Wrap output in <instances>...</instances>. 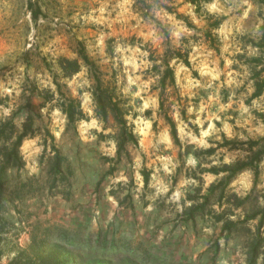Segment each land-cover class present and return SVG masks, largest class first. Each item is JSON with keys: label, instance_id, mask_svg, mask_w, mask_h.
Segmentation results:
<instances>
[{"label": "rangeland", "instance_id": "1", "mask_svg": "<svg viewBox=\"0 0 264 264\" xmlns=\"http://www.w3.org/2000/svg\"><path fill=\"white\" fill-rule=\"evenodd\" d=\"M82 47L116 87L137 146L118 151L85 67L63 77L59 60ZM164 58L175 86L161 84ZM54 76L82 104L75 128L48 100ZM263 81L264 0H0V118L18 113L19 132L30 118L33 132L24 168L5 176L0 264H247L259 221L242 222L264 208V157L257 185L253 170L230 178L225 167L264 150ZM220 183L222 204L220 187L194 211ZM226 220L240 225L223 232Z\"/></svg>", "mask_w": 264, "mask_h": 264}, {"label": "trees", "instance_id": "2", "mask_svg": "<svg viewBox=\"0 0 264 264\" xmlns=\"http://www.w3.org/2000/svg\"><path fill=\"white\" fill-rule=\"evenodd\" d=\"M32 8V5H30ZM38 12L32 11V15L34 20L38 19ZM78 59L69 60L67 58H61L59 60V67L61 69V73L64 78L69 79L73 76L79 74L82 71V68L85 67L87 69L88 77L91 81V89L90 93L92 95L94 105H95V113L101 122H103L106 127H110L114 130L113 139L116 141L118 145V151L121 150V147L126 144H130L134 142V145H138L135 133L134 126L130 124V122L126 119L128 113L123 110V103L121 101L120 95L117 93V89L115 86H111L109 83H105L106 74L102 70V68L87 54L86 49L82 47L78 52ZM170 60L168 58H164L162 60V66H166L164 74L162 76L161 84L165 87L166 80L169 79L170 84L175 86V77L173 69L169 64ZM185 64L187 66L190 65L188 59H186ZM156 68H160V66H156ZM54 85L56 87V92L58 97L56 98L55 93H51L49 97V102L56 101L59 110L66 116L69 127H74L75 125L85 120L86 115L83 111L82 104L78 99L73 98L69 91L63 92V89H67L66 85H61L58 82V77L54 76ZM264 89V81L263 85L258 87V91L255 96H258L262 93ZM2 105V101H0V106ZM163 107V103L161 104ZM18 113H14L12 117L0 118V210H2L3 202H4V187L6 185L5 176L7 170L9 169H17L21 170L24 168L25 164L23 162L21 156V146L24 140L30 135L33 136L31 119H28V123L24 124L21 132L17 130V126L15 124V118ZM113 117L115 123L110 126V117ZM171 123V134L173 140L178 144L179 139L177 135V128L172 122ZM54 139L53 137H51ZM261 142H253L254 146H259ZM264 157V150L258 149L257 152L254 153L253 156H249L246 161L237 162L235 165H229L225 167V170L230 173L229 177L233 178L235 175L241 173L246 169H251L255 173V185H257L259 171L258 165ZM55 165L53 167L54 171H57L58 174L61 173L63 161L61 160L59 154L55 157ZM215 174H218L219 171L213 170ZM144 182L145 185H148V175L144 174ZM220 187L221 195L218 199V204H222L223 199L225 197V188L226 185L220 183L219 185H211L208 189V194L203 197L204 203L199 205H194V211H201L204 214L205 208L210 205V200L214 196L216 190ZM232 199L234 200L233 207L239 208L241 201L237 197V195H232ZM243 203V202H242ZM197 207V208H196ZM192 211V210H191ZM255 212L251 216H246L242 223L248 221H254L258 218V225L256 228V232L254 234V238L251 243L247 247V264H258L261 259L264 260V208L260 209L259 205L255 207ZM193 213L190 217L192 220ZM220 221V220H219ZM240 224L234 221H225V225L223 227V232H228L231 234L236 227ZM4 226V220L0 221V230ZM55 232L51 229L46 230L47 239L50 238ZM2 256V251H0V259ZM51 258V257H50ZM10 264H66L63 261H59V259H16L12 261Z\"/></svg>", "mask_w": 264, "mask_h": 264}]
</instances>
